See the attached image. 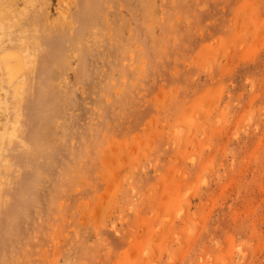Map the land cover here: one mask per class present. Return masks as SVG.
<instances>
[{"label": "rangeland", "instance_id": "obj_1", "mask_svg": "<svg viewBox=\"0 0 264 264\" xmlns=\"http://www.w3.org/2000/svg\"><path fill=\"white\" fill-rule=\"evenodd\" d=\"M23 1L0 264H264V0Z\"/></svg>", "mask_w": 264, "mask_h": 264}, {"label": "bare ground", "instance_id": "obj_2", "mask_svg": "<svg viewBox=\"0 0 264 264\" xmlns=\"http://www.w3.org/2000/svg\"><path fill=\"white\" fill-rule=\"evenodd\" d=\"M19 0H7V3H6V0H4V4L3 5H5V3H6V8H5V6H4V10H5V12H4V10H3V12H0V20L3 18V17H5V14L6 13H12V12H10L12 9H13V7H16L15 5L17 4V2H18ZM22 1V0H21ZM24 1H26V0H24ZM24 1H23V3H24ZM36 1V0H35ZM34 1V2H35ZM39 1H41V0H39ZM28 2V1H27ZM43 2H44V0H43ZM65 2V1H64ZM42 3V2H41ZM40 3V4H41ZM20 4V3H19ZM35 4H36V2L34 3V7H35ZM62 4V3H61ZM38 5H39V2H38ZM37 5V6H38ZM42 5V4H41ZM59 5H60V2H59ZM37 6H36V8H37ZM45 6V5H44ZM71 6V5H70ZM1 8H0V10H2V8H3V6H2V3H1V6H0ZM43 7V6H42ZM19 8V7H18ZM17 8V9H18ZM62 8V7H61ZM16 9V8H15ZM29 9V8H28ZM34 9L35 8H33V12H34ZM71 9V8H70ZM79 9H80V7H79ZM7 10V11H6ZM30 10V9H29ZM72 10V9H71ZM13 11V10H12ZM19 11V10H18ZM35 12H37V9H36V11ZM39 12V11H38ZM44 12H46V11H44ZM44 12H42V13H39L38 14V17H41V14H44V18H45V16H46V18L48 19V15L46 14L45 15V13ZM73 12H75V10H73ZM21 13H22V11H21ZM26 13V12H25ZM29 13H31V10L29 11ZM47 13V12H46ZM65 13V12H64ZM15 14H16V12H15ZM59 14V13H58ZM7 16H8V14H6ZM10 15V14H9ZM23 15H24V12H23ZM37 15V13L35 14L34 13V16H36ZM25 16V15H24ZM30 16H31V14H30ZM68 16V13L66 14V17ZM79 16H80V14H79ZM20 17H22V15L20 16ZM37 17V16H36ZM43 17V16H42ZM74 17V16H73ZM29 18V17H28ZM45 18V19H46ZM60 18H61V16H60ZM23 19V18H22ZM34 20H35V18H33ZM24 20V19H23ZM41 20H43L44 22H45V20L44 19H41L40 18V21ZM50 20H52V19H50ZM33 21V20H32ZM31 20H29V22L31 23L32 22ZM67 21V20H66ZM65 20H64V22H66ZM5 22V21H4ZM7 22V21H6ZM13 22V21H12ZM21 21H19V24H21L20 23ZM48 22V21H47ZM51 22V21H50ZM26 23H27V21H26ZM15 24V23H14ZM29 24V23H28ZM37 22H35V26L37 27ZM40 24H41V22H40ZM64 24H66V23H64ZM7 25V24H6ZM31 25V24H30ZM59 25V24H58ZM10 26V25H9ZM15 26V25H14ZM16 26H17V24H16ZM43 26V25H42ZM44 26H45V23H44ZM61 26V25H60ZM71 26V25H70ZM18 27H19V25H18ZM20 27H21V25H20ZM31 27H32V25H31ZM31 27H28V29L30 30L31 29ZM34 27V26H33ZM33 27H32V29H33ZM46 27H48L49 28V26H46ZM9 28V27H8ZM26 28H27V26H26ZM11 29V32L13 33V31H12V28H10ZM34 29H35V27H34ZM68 29V28H67ZM14 30H15V28H14ZM22 30H23V28H22ZM28 30V31H29ZM42 30V29H41ZM43 30H44V28H43ZM62 30H63V28H62ZM9 31V30H8ZM40 31V30H39ZM57 33H59L60 32V30H59V27L57 28ZM64 31V30H63ZM69 31V30H68ZM16 32V31H15ZM26 32V31H25ZM41 32V31H40ZM46 33H47V31H45ZM66 32V31H65ZM29 33H30V31H29ZM13 34H15V33H13ZM12 34V35H13ZM16 34H17V32H16ZM39 34V33H38ZM38 34L37 35H35V36H38ZM42 34H43V32H42ZM28 33H27V38H29L28 37ZM20 37H18V39L19 38H21V35H19ZM55 36V37H54ZM53 37L54 38H56V35H54ZM43 37H44V35H43ZM24 38H25V36H24ZM49 38H51L50 36H49ZM49 38H47L48 40H50ZM54 38H53V40H54ZM17 39V37H15V39L14 40H16ZM40 39V38H39ZM3 40H5V36L3 37V39H2V41ZM6 40H8V39H6ZM5 40V41H6ZM19 41V40H18ZM26 44L28 43V41L26 42V39H24L23 40ZM34 42V41H33ZM37 42V41H36ZM38 42H39V40H38ZM13 43V42H12ZM30 43H32V42H30ZM14 44H15V41H14ZM5 45V44H4ZM8 45V44H7ZM16 45V44H15ZM19 45V44H18ZM29 45V44H28ZM27 45V47L29 48V50H31V47H29ZM9 47V46H8ZM21 47V46H20ZM12 48V47H11ZM37 48H38V46H37ZM32 49H33V47H32ZM40 49V48H39ZM15 50H17V49H15ZM14 49H11V50H9L8 51V49H6V48H1L0 49V53H1V56L0 57H5L6 58V62H4V66H3V71H2V75H4V77H6V83L8 84V80H13V79H16L17 78V76H18V74H19V72H20V67L22 66V63H21V61H20V59H18L19 57V55H20V53L17 55L16 54V52L18 53V52H20V51H15ZM18 50H19V48H18ZM8 51V52H7ZM28 51V50H27ZM31 52V51H30ZM29 52V53H30ZM33 52V51H32ZM45 52V51H44ZM22 53V52H21ZM17 55V56H16ZM46 55V57L44 56V58H47V55L48 54H45ZM7 57H11V58H9V60H7ZM15 57H17V59H15ZM42 57H43V54H42ZM21 58L23 59V57H22V55H21ZM31 57H29V59H30ZM3 59V58H2ZM12 59V60H11ZM43 59V58H42ZM45 60V63H46V59H44ZM35 61V60H34ZM30 62V61H29ZM40 63H41V61H40ZM36 64V63H35ZM42 64V63H41ZM43 64H44V62H43ZM27 65V64H26ZM1 67V66H0ZM23 67H24V65H23ZM19 77V76H18ZM4 80H5V78H3ZM8 79V80H7ZM19 80H20V78H19ZM22 80H23V78H22ZM21 82V81H20ZM16 83L18 84V82L16 81ZM15 83V84H16ZM8 111V110H7ZM8 114V113H7ZM9 115H10V113H9ZM11 120V119H10ZM4 124V123H3ZM10 126H11V124H10ZM5 128V127H4ZM10 130H11V127H10ZM15 131V130H14ZM11 132H12V130H11ZM10 132V133H11ZM16 132V131H15ZM6 135V134H5ZM7 138V137H6ZM9 139V138H8ZM7 142V141H6ZM0 143H1V141H0ZM5 143V142H4ZM11 144V143H10ZM1 146V145H0ZM14 145H12V147H13ZM14 148V147H13ZM5 149H8V147L6 146L5 147ZM15 149H16V147H15ZM9 157V156H8ZM4 158H5V156H4ZM14 159V158H13ZM6 166H7V164H6ZM6 166H4V168L6 167ZM2 167V166H1ZM11 171V170H10ZM5 173V172H4ZM5 177V176H4ZM3 178V177H2ZM10 179V178H9ZM8 179V180H9ZM10 183V182H9ZM1 213H2V215H4L3 214V212H2V210H1ZM4 217V216H3Z\"/></svg>", "mask_w": 264, "mask_h": 264}]
</instances>
